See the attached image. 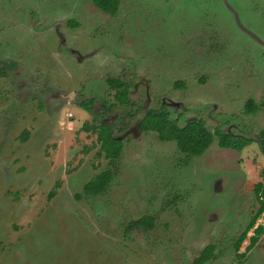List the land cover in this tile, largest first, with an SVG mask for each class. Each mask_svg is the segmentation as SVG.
I'll return each mask as SVG.
<instances>
[{"label":"rangeland","instance_id":"obj_1","mask_svg":"<svg viewBox=\"0 0 264 264\" xmlns=\"http://www.w3.org/2000/svg\"><path fill=\"white\" fill-rule=\"evenodd\" d=\"M117 1L0 0V264H193L210 244L204 264H264V234L234 249L264 185V0ZM149 109L251 143L214 134L187 160L139 127ZM108 169L103 193L83 191Z\"/></svg>","mask_w":264,"mask_h":264},{"label":"trees","instance_id":"obj_2","mask_svg":"<svg viewBox=\"0 0 264 264\" xmlns=\"http://www.w3.org/2000/svg\"><path fill=\"white\" fill-rule=\"evenodd\" d=\"M117 0H94V4L98 8L114 14L117 9ZM108 82L113 87H121L123 83L117 84V80L112 78L108 79ZM121 100H124L126 93L120 94ZM81 106L88 112L92 111V107L89 104L82 103ZM246 111L248 113L254 112L257 108L255 102L249 100L246 103ZM142 130H154L158 132L159 137L162 140H173L176 142L177 147L186 156H197L203 154L208 147L212 144L214 139V134L204 125L202 121H192L184 126L177 125L174 121L169 119V112L165 110L161 111H149L140 123ZM97 134L98 139L101 141V148L105 150L106 156L108 158L116 159L118 158L121 151V141L115 138L106 123H102L98 126ZM218 136L219 145L221 147H231L238 151L247 145L250 141L244 138H235L233 135L222 133L219 131L215 132ZM264 136V131H262ZM112 178V171L105 170L98 174L93 180L86 183L83 187V191L88 194H99L104 192ZM255 192L257 198L260 202V208L257 213L251 218L249 224L241 232L234 242V249L236 252V257L238 259H243L247 253L255 246L259 240L262 233H264V223L258 225L254 229V234L249 238V244L245 248L244 252H238L243 241L247 237L248 232L255 226L257 219L261 216L264 211V200L261 199L264 196V185L259 182L256 184ZM152 218L149 216H143L137 220H133L129 223L128 229L134 228H145L150 229L152 227ZM214 257V245H207L199 254L197 258L194 259L193 264H204Z\"/></svg>","mask_w":264,"mask_h":264},{"label":"flooded vegetation","instance_id":"obj_3","mask_svg":"<svg viewBox=\"0 0 264 264\" xmlns=\"http://www.w3.org/2000/svg\"><path fill=\"white\" fill-rule=\"evenodd\" d=\"M95 6L97 7V5H95ZM97 8H98V7H97ZM98 9H100V8H98ZM100 10H101V9H100ZM102 11H104V10H102ZM107 13H108V12H107ZM108 14L110 15V13H108ZM111 15H114V14H111ZM108 79H110V78H108ZM112 79H113V78H112ZM107 81H108V80H107ZM120 81H121V82H119V83H123V86H125V88L128 90L129 85H128L126 82L122 81V80H120ZM119 83L117 82L118 85H119ZM123 86H121V87H123ZM117 87H119V86H117ZM117 87H114V88L117 89ZM161 110L168 111V110H166V109H161ZM161 110H158V111H161ZM149 111H157V110H155V109H149V110L144 114V116L142 117V119L145 117V115H146ZM168 112H169V111H168ZM142 119H141V121H142ZM169 119L172 120V119L170 118V112H169ZM141 121H140V123H141ZM172 121H173V120H172ZM191 122H192V121H191ZM104 123H105V122H104ZM188 123H189V122H188ZM106 124H107V123H106ZM176 124H177V123H176ZM107 125H108V124H107ZM177 125H178V124H177ZM108 126H109V125H108ZM139 127H140V124H139ZM109 128H110V126H109ZM140 128H141V127H140ZM110 130L112 131L111 128H110ZM143 131H146V130H143ZM149 131H154V130H149ZM262 131H264V130H262ZM262 131L259 133L260 136L262 135ZM154 132H156V131H154ZM156 133L158 134V132H156ZM222 133H223V132H222ZM112 134H113V132H112ZM213 134H216V133H213ZM226 134H228V133H226ZM216 135H217V134H216ZM230 135H232V134H230ZM113 136H114V135H113ZM158 136H159V134H158ZM214 136H215V135H214ZM233 136H234V135H233ZM262 136H263V135H262ZM114 137L117 138L116 136H114ZM234 137L237 138L236 136H234ZM263 137H264V136H263ZM117 139H118V138H117ZM159 139H160L161 141H165V142H174V143L176 144V142L173 141V140H162L160 137H159ZM244 139H247V138H244ZM119 140H120V139H119ZM213 140H214V139H213ZM247 140H249V139H247ZM120 141H121V140H120ZM218 141H219V140H218ZM249 141H250V140H249ZM250 143H251V141H250L248 144H250ZM121 144H122V141H121ZM248 144H247V145H248ZM211 145H212V144H211ZM211 145H210V146H211ZM176 146H177V145H176ZM210 146H209V147H210ZM245 146H246V145H245ZM245 146H244V147H245ZM122 147H123V145L121 146V151H122ZM209 147H208V149H209ZM219 147H221V146L219 145ZM244 147H243V148H244ZM177 148H178V147H177ZM221 148H223V147H221ZM243 148L241 149V151L243 150ZM178 149H179V148H178ZM229 149H232V150H234L235 152H241V151H238V150L233 149V148H231V147H230ZM121 151H120V153H121ZM179 151H180V150H179ZM180 152H181V151H180ZM105 153H106V152H105ZM181 153H183V152H181ZM183 154H184V153H183ZM184 155H185V154H184ZM201 155H202V154H201ZM201 155H197V156H194V155L186 156V155H185V157H186V159L188 160V159H190V158H192V157H198V156H201ZM119 156H120V154H119ZM119 156H118V157H119ZM109 159H112V158H109ZM116 159H117V158H116ZM112 175H113V174H112ZM111 179H112V178H111ZM90 181H91V180H90ZM87 183H88V182H87ZM83 187H84V186H83ZM255 188H256V185H255ZM102 193H103V192H102ZM254 193H255V198H256V200L259 202L255 190H254ZM87 194H88V193H87ZM99 194H101V193H99ZM261 199L264 200V196H262ZM237 200H240V199H239V195H238ZM259 208H260V202H259ZM259 208H258V209H259ZM257 211H258V210H257ZM256 213H257V212H256ZM256 213H255V214H256ZM263 213H264V211L262 212L261 216L263 215ZM261 216H260V217H261ZM260 217H259V218H260ZM257 220H258V219H257ZM249 222H250V221H249ZM256 222H257V221H256ZM248 224H249V223H248ZM248 224H247V225H248ZM262 224H263V223H262ZM262 224H257V223H255V226L251 229V230L253 231V234H254V229H255L258 225H262ZM245 228H246V227H245ZM245 228H244V229H245ZM244 229H243V230H244ZM248 233H249V232H248ZM253 234H252V235H253ZM263 234H264V233H262L261 236H262ZM260 238H261V237H260ZM260 238H259V239H260ZM258 241H259V240H258ZM258 241H257V242H258ZM256 244H257V243H256ZM256 244H255V245H256ZM240 248H241V247H240ZM203 249H204V248H203ZM250 251H251V250H250ZM238 252H240V249H239ZM243 252H244V251H243ZM240 253H241V252H240ZM245 257H246V256H245ZM245 257H244V258H245ZM241 260H242V259H241ZM205 263H206V262H205Z\"/></svg>","mask_w":264,"mask_h":264}]
</instances>
